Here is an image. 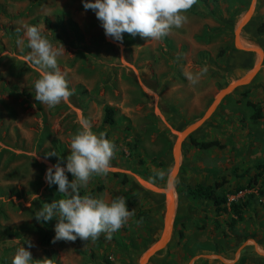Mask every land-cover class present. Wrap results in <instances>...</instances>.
Masks as SVG:
<instances>
[{"label": "rangeland", "instance_id": "obj_1", "mask_svg": "<svg viewBox=\"0 0 264 264\" xmlns=\"http://www.w3.org/2000/svg\"><path fill=\"white\" fill-rule=\"evenodd\" d=\"M252 4L240 38L262 52L260 70L190 136L216 146L202 150L183 143L174 181L175 223L148 264H264V31H258L264 0H197L182 13V27L161 40L124 33L122 44L105 36L82 0H0V264H12L21 246L30 251V264L45 258L52 264L140 263L162 233L178 134L257 62L255 53L234 47V29ZM25 26L38 27L54 47L63 45L57 64L75 90L68 103L49 108L35 100L39 74L23 60L31 52ZM205 66L198 83L187 80V73L199 74ZM106 108L115 111L111 125L102 123ZM257 110L262 118L254 119ZM81 116L115 147L110 172L93 175L80 195L106 202L122 196L135 215L110 240L102 233L95 242L52 243L58 217L37 222L35 213L67 197L45 181L47 168L58 162L45 154L55 151L66 166ZM65 174L71 182V173ZM215 183H222L221 197L243 205L241 220L233 222L211 202L181 191Z\"/></svg>", "mask_w": 264, "mask_h": 264}, {"label": "clouds", "instance_id": "obj_2", "mask_svg": "<svg viewBox=\"0 0 264 264\" xmlns=\"http://www.w3.org/2000/svg\"><path fill=\"white\" fill-rule=\"evenodd\" d=\"M197 0H82L85 11L92 10L100 21L106 37L115 42L123 43L124 33L132 37L159 41L167 36L173 27L180 28L187 17V12ZM25 35L31 52L23 57L28 67L39 74L34 83L35 100L42 105L53 108L61 102L68 103L75 90L69 89L68 81L58 67L57 57L65 53L64 47H54L36 26H25ZM208 67L201 69L199 74L187 73L186 78L193 85L198 83L200 75L207 73ZM80 131L70 142V155L66 158V166L61 167L59 156L55 151L45 154V160L57 156L58 162L47 168L45 181L49 186H58V193L67 198L44 204L35 213L37 222H47L57 218L52 243L57 241L75 242L91 240L95 242L102 233L110 240L114 232L121 229L135 215L129 211L126 199L118 196L106 202L104 199L81 196L79 189L86 187L93 175L106 176L111 170V159L114 156V144L93 133L90 121L83 116L79 118ZM33 158L39 159L38 155ZM73 176L70 182L65 173ZM159 177L164 178L160 172ZM36 197V196H35ZM37 198V197H36ZM30 206V205H28ZM28 248L34 245L25 240ZM30 251L20 247L12 259V264H30ZM37 264H52L51 259L37 261Z\"/></svg>", "mask_w": 264, "mask_h": 264}, {"label": "water", "instance_id": "obj_3", "mask_svg": "<svg viewBox=\"0 0 264 264\" xmlns=\"http://www.w3.org/2000/svg\"><path fill=\"white\" fill-rule=\"evenodd\" d=\"M253 9H254V5L252 4L248 12L244 15V17H242V19L236 25L234 29V47L239 51H243L247 53H255L258 57L257 62L254 65V67L245 76H243L242 78L236 81H233L232 83L227 85L224 89L219 91L214 97L212 103L210 104L204 115L199 120L189 125L182 132L178 134L172 149L173 168L168 177L166 190L164 192L165 202H164V220H163L162 233L158 241L140 259L139 264H148L149 261L165 247V245L167 244L170 238L177 213V201L174 191V181L178 174V170L180 166V150L183 143L211 117V115L214 113V111L219 106V104L222 103V101L228 98L237 89L249 84L260 70L262 57H263L262 53L258 51L257 48L244 44L240 38V33L244 28V26L250 20L253 13ZM259 254L264 256V254L262 253Z\"/></svg>", "mask_w": 264, "mask_h": 264}, {"label": "trees", "instance_id": "obj_4", "mask_svg": "<svg viewBox=\"0 0 264 264\" xmlns=\"http://www.w3.org/2000/svg\"><path fill=\"white\" fill-rule=\"evenodd\" d=\"M258 31H264V25H261L258 28ZM114 114L115 111L111 108H106L104 110V116L102 119L103 124L111 125L114 123ZM254 119L262 118L261 113L257 110L254 115L252 116ZM191 145L195 148L207 150L213 146H216V142L214 141H198L193 137H189L187 139ZM222 183H215L213 185H203V184H195V185H187L181 191L190 196L194 200H207L212 203L213 207L215 208L216 212L223 213V214H230L232 216V221L241 220L243 218L244 208L243 205H239V202H228L226 197H221L218 192L219 188L221 187ZM241 189L237 190L236 192L240 191ZM80 194V193H79ZM236 194V193H234ZM159 198L158 208H162L163 204V197L162 195L157 196ZM177 221V219H176Z\"/></svg>", "mask_w": 264, "mask_h": 264}, {"label": "bare ground", "instance_id": "obj_5", "mask_svg": "<svg viewBox=\"0 0 264 264\" xmlns=\"http://www.w3.org/2000/svg\"><path fill=\"white\" fill-rule=\"evenodd\" d=\"M243 42V41H242ZM244 43V42H243ZM245 44V43H244ZM258 49V48H257ZM258 51H260L259 49H258ZM261 52V51H260ZM262 53V52H261ZM263 56V55H262ZM260 252V251H259Z\"/></svg>", "mask_w": 264, "mask_h": 264}]
</instances>
